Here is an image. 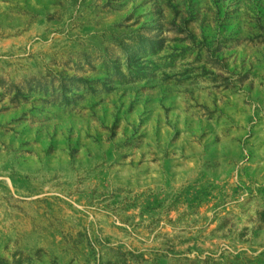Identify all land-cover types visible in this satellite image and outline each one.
<instances>
[{
    "label": "rangeland",
    "instance_id": "obj_1",
    "mask_svg": "<svg viewBox=\"0 0 264 264\" xmlns=\"http://www.w3.org/2000/svg\"><path fill=\"white\" fill-rule=\"evenodd\" d=\"M0 264H264V0H0Z\"/></svg>",
    "mask_w": 264,
    "mask_h": 264
}]
</instances>
